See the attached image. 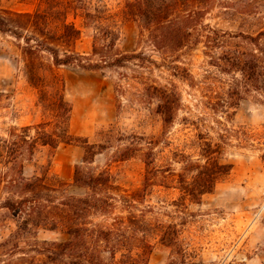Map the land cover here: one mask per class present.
<instances>
[{
    "label": "rangeland",
    "instance_id": "rangeland-1",
    "mask_svg": "<svg viewBox=\"0 0 264 264\" xmlns=\"http://www.w3.org/2000/svg\"><path fill=\"white\" fill-rule=\"evenodd\" d=\"M56 1L0 0V10H44L55 35L62 32L63 22L73 23L81 30L75 43L81 53H91L96 46L97 52L112 55L143 54L144 59L124 67L86 71L62 66L56 72L65 82L64 95L73 107L71 132L107 146L95 157L97 171L107 169L123 188L138 190L146 174L147 153L153 151L150 168L158 172L152 174L155 184L148 189L146 203L156 208L159 220L178 223L180 234L172 246L164 244L159 235H151L150 264H264V96L252 92L231 105V76L212 62L228 48L245 50L249 46L234 39L215 49L200 33L209 26L220 32L251 30L250 23L256 30L264 25V6L255 16L239 14L232 21L220 11L236 0H216L213 6L203 0L199 6L205 9L201 26L192 30L186 45L161 49L154 45L157 31L144 30L142 22L128 14V0ZM261 42L264 44V39ZM149 85L174 91L179 98V109L169 127L164 126L157 110V92ZM53 113L51 107L40 103L37 89L24 73L19 41L11 33L0 32V134L11 125L46 121ZM109 132L111 138L105 135ZM206 141L220 144L221 161L232 164L231 172L217 182L212 193L203 195L200 203L186 200L187 208L178 213L171 203L181 198L179 174L190 178L192 173L185 167L205 162L202 147ZM129 146H137L135 156L118 160L120 151ZM83 154L75 144L59 145L52 156L50 149L42 148L33 162L25 164L24 175H39L50 160V180L70 184L71 194L85 195L84 188L71 185L75 165L82 162ZM16 231V220L0 209V264L22 263L20 255L11 261L4 256L13 244L27 248L34 240L68 238L60 228H39L24 242L13 237Z\"/></svg>",
    "mask_w": 264,
    "mask_h": 264
},
{
    "label": "trees",
    "instance_id": "trees-1",
    "mask_svg": "<svg viewBox=\"0 0 264 264\" xmlns=\"http://www.w3.org/2000/svg\"><path fill=\"white\" fill-rule=\"evenodd\" d=\"M59 2L64 3L56 1ZM206 2L213 6L216 0ZM202 3L203 0H128L126 8L134 20L142 22L144 30L157 31L155 47L169 49L185 46L192 30L201 26L199 21L205 12L204 8H199ZM227 4L220 12L232 21L239 14L255 16L259 14V7L264 6L261 0H236ZM49 18L44 10H0V32L11 33L19 41L24 73L37 89L40 103L54 112L46 121L11 125L0 134V196L4 195L0 209L16 220L17 231L13 237L23 238L24 242L30 235L37 234L39 228L52 231L60 228L68 238L41 243L34 240L27 248L16 243L5 249L4 256L11 261L20 255L21 264L24 261L25 264H150L151 235H159L164 244L172 246L178 243L180 234L178 223L159 220L156 208L146 203L148 189L155 184L152 174L158 172L150 168L153 151L147 153L146 174L138 190L130 192L123 188L107 169L97 171L93 167L95 157L107 146L71 132L73 107L64 95L65 82L56 72L62 66L86 71L124 67L128 62L144 59L143 54L112 55L107 51L97 52L96 46L91 53H81L75 48L81 30L73 23L63 22L62 32L55 35L49 29ZM248 27L251 30L220 32L209 26L208 30L204 29L206 32L200 31L215 49L223 48L234 39L249 46L245 50L228 48L212 62L222 73L231 76L228 91L231 105L238 104V100L246 99L252 92L264 96V44L261 42L264 25L256 30L252 28L253 23ZM148 87L156 90L160 99L157 110L164 126L169 127L179 109L176 92L160 86ZM105 135L112 137L111 132ZM61 144H75L84 151L82 162L75 165L71 185L84 188L85 195L71 194L70 184L66 182L53 183L49 174L50 160L39 175H24L25 164L33 162L42 148L50 149L52 156ZM136 147L120 151L118 160L135 156ZM221 151L220 144L206 141L202 147L205 162H191L185 167V171L192 173L190 178L179 174L181 198L171 203L176 212L182 213L181 209L187 208L186 200L200 203L203 195L212 193L217 182L230 174L232 164L221 161Z\"/></svg>",
    "mask_w": 264,
    "mask_h": 264
}]
</instances>
